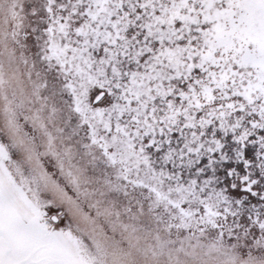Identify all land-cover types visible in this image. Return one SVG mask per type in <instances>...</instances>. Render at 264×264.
I'll list each match as a JSON object with an SVG mask.
<instances>
[{"label":"snow or ice","instance_id":"1","mask_svg":"<svg viewBox=\"0 0 264 264\" xmlns=\"http://www.w3.org/2000/svg\"><path fill=\"white\" fill-rule=\"evenodd\" d=\"M0 264H264V0H0Z\"/></svg>","mask_w":264,"mask_h":264}]
</instances>
